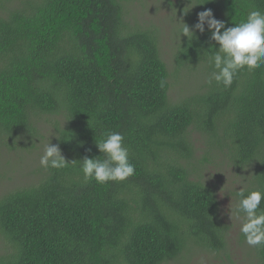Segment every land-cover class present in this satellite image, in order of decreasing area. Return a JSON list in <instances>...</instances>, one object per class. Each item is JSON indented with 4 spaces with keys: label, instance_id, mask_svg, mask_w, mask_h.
<instances>
[{
    "label": "trees",
    "instance_id": "16d2710c",
    "mask_svg": "<svg viewBox=\"0 0 264 264\" xmlns=\"http://www.w3.org/2000/svg\"><path fill=\"white\" fill-rule=\"evenodd\" d=\"M185 1L194 38L183 37L175 60L201 65L205 80L173 101L158 30L130 21L124 0H0V147L60 115L69 162L0 198V264H171L197 245L226 247L216 191L194 164L193 128L245 170L246 194L264 192V65L240 70L228 88L209 84L218 45L207 23L203 33L194 26L211 10L232 27L264 12V0ZM109 131L124 137L134 174L86 180L81 160L105 158L95 141ZM254 249L264 264V245Z\"/></svg>",
    "mask_w": 264,
    "mask_h": 264
},
{
    "label": "rangeland",
    "instance_id": "374dc122",
    "mask_svg": "<svg viewBox=\"0 0 264 264\" xmlns=\"http://www.w3.org/2000/svg\"><path fill=\"white\" fill-rule=\"evenodd\" d=\"M130 21L155 27L158 30L159 46L163 60L170 72V98L176 101L197 91L205 77L200 65L179 67L175 60L176 50L183 39L181 29L184 20L185 0H124ZM60 115H42L34 123L33 137L19 140L14 147H0V198L10 191L38 182L45 173L40 165L45 144H56L57 120ZM192 138L197 150L194 164L200 179L212 186L219 200V215L226 227V247L220 251L194 246L191 252L171 264H259L254 249L249 246L240 231L241 219L234 214L238 205L236 192L248 184V174L240 170L227 157L208 142V135L194 127ZM60 148V147H59ZM61 150V149H60ZM7 241L0 233V253L6 249Z\"/></svg>",
    "mask_w": 264,
    "mask_h": 264
},
{
    "label": "clouds",
    "instance_id": "9594fccd",
    "mask_svg": "<svg viewBox=\"0 0 264 264\" xmlns=\"http://www.w3.org/2000/svg\"><path fill=\"white\" fill-rule=\"evenodd\" d=\"M205 23L211 32V40L218 45L215 53L209 57L213 67L209 84L215 81L228 88L240 70L247 68L252 71L264 65V12L250 10L244 20L232 27H225L223 21L214 18L211 10H205L198 14V22L194 27L203 33ZM182 35L188 40L194 38L193 30L186 24L181 29ZM123 140L119 132L109 131L95 141L97 149L105 158L101 160L86 156L81 160V171L86 180L94 179L104 184L108 181H123L134 174V166L129 162L128 149ZM68 164L58 145L50 141L45 144L40 158L43 168L63 169ZM236 196L238 205L234 214L238 219L243 214L240 231L245 242L249 246L264 245V208H261L264 192L253 190L246 194L245 189L240 188Z\"/></svg>",
    "mask_w": 264,
    "mask_h": 264
}]
</instances>
